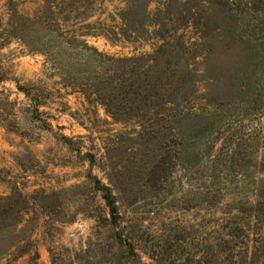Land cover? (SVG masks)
<instances>
[{
	"label": "rangeland",
	"instance_id": "rangeland-1",
	"mask_svg": "<svg viewBox=\"0 0 264 264\" xmlns=\"http://www.w3.org/2000/svg\"><path fill=\"white\" fill-rule=\"evenodd\" d=\"M0 264H264V0H0Z\"/></svg>",
	"mask_w": 264,
	"mask_h": 264
},
{
	"label": "trees",
	"instance_id": "trees-1",
	"mask_svg": "<svg viewBox=\"0 0 264 264\" xmlns=\"http://www.w3.org/2000/svg\"><path fill=\"white\" fill-rule=\"evenodd\" d=\"M105 190L107 191L106 196H105V200L107 202L108 207L110 208V212H111L112 216L114 217V219H116L117 210H116L115 204L112 200V195L109 192L108 188H105Z\"/></svg>",
	"mask_w": 264,
	"mask_h": 264
}]
</instances>
